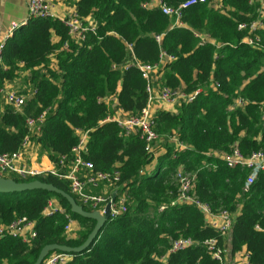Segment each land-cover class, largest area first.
I'll return each mask as SVG.
<instances>
[{"label": "trees", "instance_id": "1", "mask_svg": "<svg viewBox=\"0 0 264 264\" xmlns=\"http://www.w3.org/2000/svg\"><path fill=\"white\" fill-rule=\"evenodd\" d=\"M186 1L162 0L175 7ZM151 3L79 0L77 14L92 20L96 31L87 33L81 45L71 43L68 50L63 48L68 29L58 19H29L18 28L2 52L0 90L25 74V88L20 90L27 96L35 94L22 112L4 103L0 153L18 151L29 135L27 119L47 113L40 135L31 139L56 168L62 156H72L79 142L76 130H82L89 132L85 159L95 171L122 173L120 189L127 192L128 211L109 219L92 247L72 254L66 264H220L202 246L161 260L173 239L204 241L217 236L195 207L172 205L180 167L197 174L196 194L201 201L234 215L231 255L246 250L251 264H264V171L245 191L248 170L231 169L208 156L228 153L234 146L243 154L264 150V51L243 43L248 32L239 30L254 19L256 8L248 0H207L184 9L182 25L176 26L174 18L160 6L150 7ZM218 3L220 7H215ZM53 34L59 42H53ZM260 36L264 46V30ZM202 37L216 45L203 42ZM128 45H133V53ZM163 53L175 60L160 71L161 84L188 95L201 90L192 102L182 103L177 113L162 109L156 114L160 135L175 137L192 148L176 157L171 143L161 144L165 153L155 156L147 152L139 134L126 136L117 123L105 122L118 110L139 115L146 109L148 82L131 62L134 57L143 65H158ZM237 98L248 104L234 108ZM155 160V169L147 172ZM8 178L53 184L76 198L68 181L50 173ZM52 200L80 224L75 238L65 233V214L44 215ZM161 207H165L162 212ZM23 218L36 223L37 237L31 243L11 236L0 239V264H35L50 244L80 247L96 225L72 213L67 200L55 193L0 194V226Z\"/></svg>", "mask_w": 264, "mask_h": 264}, {"label": "built area", "instance_id": "2", "mask_svg": "<svg viewBox=\"0 0 264 264\" xmlns=\"http://www.w3.org/2000/svg\"><path fill=\"white\" fill-rule=\"evenodd\" d=\"M251 6L256 8V15L253 20L239 26L240 31H247L248 35L244 38L243 43L264 51L260 32L264 30V0H248ZM207 0H188L178 7L160 2V8L163 13L175 19V25L181 26L182 11L196 4H205ZM215 5V7H220ZM30 19H58L68 29V40L64 43L63 48L68 50L71 43L81 45L87 37V33L96 31V24L92 20L81 18L77 12L69 15L56 13L50 0H28ZM17 24H13L11 33L18 29ZM199 36V35H198ZM160 42L161 37H157ZM202 41H209L216 45L213 40L202 37ZM6 42L0 44V68L2 63V52ZM128 50L133 53V45H128ZM175 60L174 56L165 53L161 55L158 65H143L135 61L133 57L132 65H135L141 72L144 79L147 80V92L149 101L146 109L139 115H133L123 110H118L115 115L108 117L105 122H115L123 130L126 136L139 134L146 144L148 153L155 156L162 150L161 144L171 143L175 146L176 157L181 152L191 150L187 144L179 141L175 137L167 138L157 132L156 114L166 106L174 107L182 103H190L201 92L188 95L182 89H172L160 83V71L163 67ZM53 68H57L56 61ZM25 95L21 90L9 88L6 84L0 90V97L6 105L13 107L15 110L22 112L26 105L27 99L33 96ZM110 98L108 101L112 100ZM248 102L243 98H237L234 108H244ZM43 113L39 117H29L26 125L29 130L20 147L13 153H0V177L8 178L10 175H17L20 178L27 179L30 177L42 176L50 173L60 179L66 180L70 184L72 193L77 200L84 206L91 208L92 212H99L101 215L106 214L107 205H111L110 220L116 219L128 211L127 192L120 189L122 182V173L116 169L112 172L95 171L92 162L85 159L88 154L87 144L89 132L76 130L79 142L72 151V156H62L59 161V167L45 171L38 167L37 162L40 157L39 147L32 141V136H39L42 126L46 119ZM208 156L223 161L229 168L246 169L249 176L245 182V191H248L251 185L257 180L260 172L264 171V150L243 154L238 146H234L228 153L214 152ZM208 166V165H207ZM210 167V166H208ZM177 182V198L172 205H190L195 207L204 217L207 227L213 229L217 236L199 241L191 237H179L171 241V247L168 253L161 260L166 261L171 254H176L188 249L202 246L220 264H251L250 254L245 250V254L240 261H233L240 252L235 256L231 255L230 235L233 230L235 217L225 209H213L211 205L201 201L196 194L197 174L186 172L180 167L175 175ZM114 195H116L114 199ZM161 207L160 211H164ZM65 214L68 224L65 227V233L69 238L76 237V231L73 227L76 222L55 200L49 202L44 211L45 216H52L55 213ZM36 223L26 218L0 226V239L11 236L22 239L25 243H31L37 237ZM72 259V255L54 252L50 254L42 264H66Z\"/></svg>", "mask_w": 264, "mask_h": 264}, {"label": "crops", "instance_id": "3", "mask_svg": "<svg viewBox=\"0 0 264 264\" xmlns=\"http://www.w3.org/2000/svg\"><path fill=\"white\" fill-rule=\"evenodd\" d=\"M54 10L56 13H59L61 15H69L77 12V3L79 0H50ZM162 0H152V3L150 4V7H157L160 5V2ZM29 8H28V0H0V44L7 42V40L13 36L14 32L11 33V28L13 24H17L19 28L27 25L29 21ZM53 42L57 43L59 42L60 38L53 34ZM25 76L23 74L22 78ZM20 79L15 80L14 83H7L9 88H15L16 90H19V88L16 87L17 82ZM25 88V87H24ZM21 89V88H20ZM178 106V105H177ZM164 110L171 111L172 113H177V109L166 106L163 108ZM4 110V102L2 99H0V113H2ZM160 155L164 154L165 151L162 149L160 152ZM158 153V155H159ZM38 167L41 169L48 171L50 169L54 168V164L51 162L47 154L43 153L40 154V157L37 162ZM157 165V160H155L152 163V166L154 167H148L147 172L153 171ZM76 233L81 230L80 224L76 221L73 225ZM245 254V250L241 251L235 258H233V261H240L242 257Z\"/></svg>", "mask_w": 264, "mask_h": 264}, {"label": "water", "instance_id": "4", "mask_svg": "<svg viewBox=\"0 0 264 264\" xmlns=\"http://www.w3.org/2000/svg\"><path fill=\"white\" fill-rule=\"evenodd\" d=\"M35 190H44L62 196L65 200H67L68 204L70 205L72 213L96 222L93 231L90 233L88 239L84 242L83 245L76 248L59 245V244L47 245L42 249L35 264H42L44 260L51 253L54 252H62L72 255V254H81L89 250L92 247V245L95 243V241L99 238L101 231L103 230L106 223L110 219L111 205L110 204L107 205L105 215H101L97 211L88 212L84 209L82 205L78 203L75 197H73L70 193L64 190L59 189L53 184L45 183L39 180L21 183L11 178L0 177V194L23 193V192L35 191ZM115 197L116 195H114V199Z\"/></svg>", "mask_w": 264, "mask_h": 264}, {"label": "rangeland", "instance_id": "5", "mask_svg": "<svg viewBox=\"0 0 264 264\" xmlns=\"http://www.w3.org/2000/svg\"><path fill=\"white\" fill-rule=\"evenodd\" d=\"M16 87L19 88V90H20V88L22 89V87H25L24 78H22V77L20 78V80L17 82ZM178 107H179V105L178 106L175 105L173 108L178 109ZM150 167H154V166L151 165Z\"/></svg>", "mask_w": 264, "mask_h": 264}]
</instances>
